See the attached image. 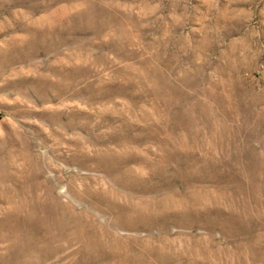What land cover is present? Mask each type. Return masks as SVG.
Here are the masks:
<instances>
[{"label":"rangeland","instance_id":"374dc122","mask_svg":"<svg viewBox=\"0 0 264 264\" xmlns=\"http://www.w3.org/2000/svg\"><path fill=\"white\" fill-rule=\"evenodd\" d=\"M190 129L231 172L166 174ZM262 222L264 0H0V244L256 264Z\"/></svg>","mask_w":264,"mask_h":264},{"label":"clouds","instance_id":"9594fccd","mask_svg":"<svg viewBox=\"0 0 264 264\" xmlns=\"http://www.w3.org/2000/svg\"><path fill=\"white\" fill-rule=\"evenodd\" d=\"M214 6V5H213ZM244 19L250 20L251 14H245ZM252 34L255 35L253 29ZM205 62L210 63L208 57L205 56ZM215 69L208 75L215 79ZM183 89V84L180 85ZM141 108L147 111L145 105ZM191 144L188 138L185 137L184 132L181 131L177 136H169V143L166 145L167 152L166 160V174L170 176H184V177H201V173L207 167L216 168L220 172H231L229 167L232 153L220 149L217 151H209L208 144L204 141H197L194 130L189 131ZM240 225L245 228H251V219L242 217L239 221ZM11 231V229L9 230ZM260 235L264 238V222H262ZM77 247H80L77 245ZM260 258L256 264H264V243L259 245ZM79 255L81 257L79 264H103L102 254L94 246L85 245L80 249ZM248 257L245 255V260ZM0 264H36V255L33 250L21 245L16 240H9L7 243L0 244Z\"/></svg>","mask_w":264,"mask_h":264}]
</instances>
